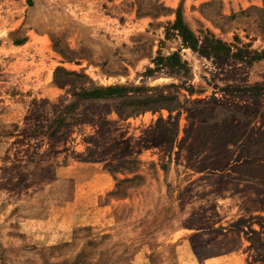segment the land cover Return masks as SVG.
Listing matches in <instances>:
<instances>
[{
  "label": "rangeland",
  "instance_id": "1",
  "mask_svg": "<svg viewBox=\"0 0 264 264\" xmlns=\"http://www.w3.org/2000/svg\"><path fill=\"white\" fill-rule=\"evenodd\" d=\"M0 264H264V0H0Z\"/></svg>",
  "mask_w": 264,
  "mask_h": 264
},
{
  "label": "trees",
  "instance_id": "2",
  "mask_svg": "<svg viewBox=\"0 0 264 264\" xmlns=\"http://www.w3.org/2000/svg\"><path fill=\"white\" fill-rule=\"evenodd\" d=\"M173 28L179 31V34L181 35L184 44L188 45L194 50H198L199 48L198 38L194 35L193 31L184 23L181 14H178L176 22L173 25ZM214 42L216 45L221 44V41H218V40ZM117 88L118 87H107L102 90H104V93H109L112 90H118Z\"/></svg>",
  "mask_w": 264,
  "mask_h": 264
},
{
  "label": "crops",
  "instance_id": "3",
  "mask_svg": "<svg viewBox=\"0 0 264 264\" xmlns=\"http://www.w3.org/2000/svg\"><path fill=\"white\" fill-rule=\"evenodd\" d=\"M57 232V231H56ZM59 232V231H58Z\"/></svg>",
  "mask_w": 264,
  "mask_h": 264
}]
</instances>
